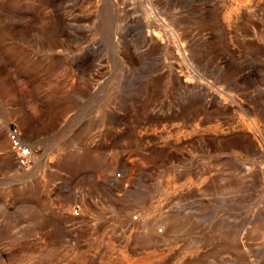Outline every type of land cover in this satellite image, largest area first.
Returning a JSON list of instances; mask_svg holds the SVG:
<instances>
[{"label": "rangeland", "instance_id": "374dc122", "mask_svg": "<svg viewBox=\"0 0 264 264\" xmlns=\"http://www.w3.org/2000/svg\"><path fill=\"white\" fill-rule=\"evenodd\" d=\"M263 172L264 0H0V264H264Z\"/></svg>", "mask_w": 264, "mask_h": 264}, {"label": "built area", "instance_id": "2783aa9c", "mask_svg": "<svg viewBox=\"0 0 264 264\" xmlns=\"http://www.w3.org/2000/svg\"><path fill=\"white\" fill-rule=\"evenodd\" d=\"M7 137L10 141L11 147L13 148L16 162L19 166H28L34 161V151L31 144L24 141L22 138L21 130L17 125L7 126ZM120 172L117 173L119 175ZM264 178V172H263ZM74 212H78V208L74 207ZM137 215H134L136 217ZM158 230H162L159 227Z\"/></svg>", "mask_w": 264, "mask_h": 264}, {"label": "bare ground", "instance_id": "6f19581e", "mask_svg": "<svg viewBox=\"0 0 264 264\" xmlns=\"http://www.w3.org/2000/svg\"><path fill=\"white\" fill-rule=\"evenodd\" d=\"M4 161H5V163L8 165V164H10V159H9V156L7 155V154H4ZM21 167H24V166H21ZM178 220V219H177ZM172 224H174V225H177L176 224V221L175 220H173L172 219ZM138 237H140V242L141 243H146V245H147V243L151 240V238H150V232H149V230H148V228H146V229H144V232H143V234L141 235V236H138ZM150 238V239H149ZM143 244V245H144ZM142 245V244H141Z\"/></svg>", "mask_w": 264, "mask_h": 264}]
</instances>
